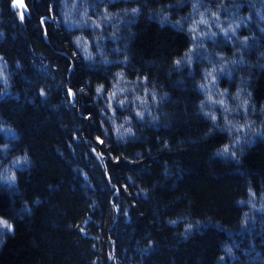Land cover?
Returning a JSON list of instances; mask_svg holds the SVG:
<instances>
[{
	"label": "trees",
	"instance_id": "obj_1",
	"mask_svg": "<svg viewBox=\"0 0 264 264\" xmlns=\"http://www.w3.org/2000/svg\"><path fill=\"white\" fill-rule=\"evenodd\" d=\"M12 1L0 264H264V0Z\"/></svg>",
	"mask_w": 264,
	"mask_h": 264
},
{
	"label": "rangeland",
	"instance_id": "obj_2",
	"mask_svg": "<svg viewBox=\"0 0 264 264\" xmlns=\"http://www.w3.org/2000/svg\"><path fill=\"white\" fill-rule=\"evenodd\" d=\"M12 7L17 11L18 16L23 17L22 15H24L27 12V8L26 5H24L23 0H13L11 2ZM63 11L65 14V18H67L68 20V24L72 25L73 27H76V25H85L84 20H85V14H77L78 16H75V7H77L78 2L77 0H70V4L66 3L65 0L63 1ZM85 11V10H84ZM86 12V11H85ZM92 12L94 13L95 11H93L92 8ZM7 228V224H0V231L2 229H6Z\"/></svg>",
	"mask_w": 264,
	"mask_h": 264
},
{
	"label": "snow or ice",
	"instance_id": "obj_3",
	"mask_svg": "<svg viewBox=\"0 0 264 264\" xmlns=\"http://www.w3.org/2000/svg\"><path fill=\"white\" fill-rule=\"evenodd\" d=\"M21 18H23V17H21ZM97 91L99 92L100 89H97ZM213 119H215V117H213ZM225 150H227V149H225ZM6 223H7L6 221H3L2 219H0V224H6ZM9 227H11V226H9Z\"/></svg>",
	"mask_w": 264,
	"mask_h": 264
}]
</instances>
